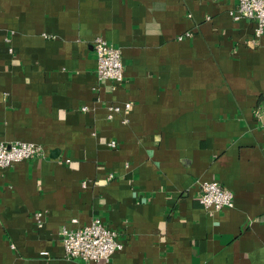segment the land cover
I'll use <instances>...</instances> for the list:
<instances>
[{"label": "crops", "instance_id": "obj_1", "mask_svg": "<svg viewBox=\"0 0 264 264\" xmlns=\"http://www.w3.org/2000/svg\"><path fill=\"white\" fill-rule=\"evenodd\" d=\"M235 5L0 0V141L46 150L0 168V264H264V36ZM98 36L120 83L97 77ZM200 180L233 206L206 212ZM93 218L122 247L66 258L60 229Z\"/></svg>", "mask_w": 264, "mask_h": 264}, {"label": "built area", "instance_id": "obj_2", "mask_svg": "<svg viewBox=\"0 0 264 264\" xmlns=\"http://www.w3.org/2000/svg\"><path fill=\"white\" fill-rule=\"evenodd\" d=\"M230 13L234 20L248 19L253 22L249 44L252 47L259 46L264 36V0H236V5ZM185 35L189 36L190 31H186L179 38ZM92 48L96 56L98 79L110 80L114 84L122 82L124 65L120 48L100 36L92 40ZM130 105V102H125L122 107L128 109ZM120 108L119 105L111 106L109 117ZM262 125L264 126V123ZM108 144L113 147L116 142L111 140ZM45 155L46 150L39 143L19 140L0 141V168L29 158H42ZM196 193L199 203L206 212L212 213L223 207L233 206L232 191L216 180L198 181ZM34 216L37 226H41V212H36ZM117 235V231L105 226L100 218H93L88 224L77 228L62 227L60 229L64 256L83 262L108 261L111 255L122 247Z\"/></svg>", "mask_w": 264, "mask_h": 264}]
</instances>
